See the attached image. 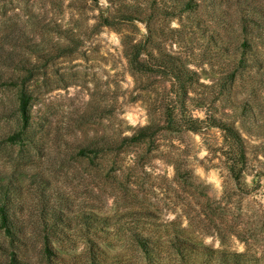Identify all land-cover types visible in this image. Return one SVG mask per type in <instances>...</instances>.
Masks as SVG:
<instances>
[{
	"label": "rangeland",
	"instance_id": "obj_1",
	"mask_svg": "<svg viewBox=\"0 0 264 264\" xmlns=\"http://www.w3.org/2000/svg\"><path fill=\"white\" fill-rule=\"evenodd\" d=\"M98 14L91 0H0V71L18 66L36 48L30 67L39 80L30 140L4 139L2 132L17 115L0 107V169L19 183L29 216L36 221L41 213H61L71 224L66 236L73 237L91 206L123 222L144 209L160 219L190 214L203 221L195 229L206 244L248 249L264 263V138L257 135L264 132V53L259 55L263 67L244 71L232 90L236 102L252 108L246 123L252 135H245L259 174L256 183L250 176L248 186H241L228 173V148L219 128L159 132L139 145L122 140L131 134L130 125L147 124L149 103L158 104L172 86L169 71L155 65L161 51L198 72L194 88L203 92L201 83L212 84L233 65L235 55L221 49L233 48L232 36H217V22H152L155 70L134 76L122 40L141 39L145 23L104 26L96 22ZM67 44L73 51L62 55ZM2 94L12 92L0 88ZM225 105L220 102V110L231 112ZM190 110L205 117L203 109L190 105ZM109 135L122 137L107 152L101 148ZM94 141L99 147L83 154ZM72 244L81 249L84 241ZM9 250L0 229V264H7ZM107 252L119 264L136 260L125 239L113 238Z\"/></svg>",
	"mask_w": 264,
	"mask_h": 264
},
{
	"label": "trees",
	"instance_id": "obj_2",
	"mask_svg": "<svg viewBox=\"0 0 264 264\" xmlns=\"http://www.w3.org/2000/svg\"><path fill=\"white\" fill-rule=\"evenodd\" d=\"M91 1L99 10L96 22L104 26L113 27L114 22L145 23L146 33L141 39L125 36L122 40L123 53L134 76L149 75L155 70L156 31L152 22H217L221 33L216 35L227 34L234 39L233 48L229 44L221 47L228 55H235L233 65L212 84L201 83L203 92L194 88L200 81L198 72L178 64L174 54L161 51V59L155 65L169 71L171 88L158 104L149 103L147 124L136 128L130 125V135L107 136L101 149L111 151L119 137L128 144L139 145L159 132H199L205 127H216L222 131L228 148L226 167L230 177L241 186H248L250 176L251 182L256 183L259 174L254 172L256 166L245 135H252L246 124L252 108L246 101L236 102L232 90L244 71L263 67L259 55L264 53V0H106V6L100 4L101 0ZM69 49L70 44L62 46V55L73 51ZM29 50L30 56L20 66L6 73L0 71V88L12 92L9 97L2 94L0 107L17 115L11 128L2 132L12 144L31 139L28 129L39 74L30 67L36 48ZM213 95L216 98L212 99ZM218 101L226 103L231 112L220 110ZM190 105L205 110V117H196ZM257 135L264 138V132ZM99 145V141H94L81 150L84 154ZM175 170L180 173L178 167ZM21 191L13 176L0 169V229L10 249L7 264H119L107 254L113 238L125 239L136 258H127L122 264H264L248 249L240 252L206 244L195 229L203 221L190 214L160 219L144 209L123 222L117 215H102L94 211L96 206H91L75 235L68 237L66 231L71 224L61 213H41L36 221L32 220L23 206ZM80 238L83 248H73L72 243L76 245Z\"/></svg>",
	"mask_w": 264,
	"mask_h": 264
}]
</instances>
